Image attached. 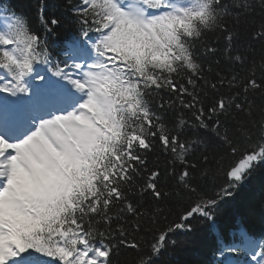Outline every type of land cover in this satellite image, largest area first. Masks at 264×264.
Wrapping results in <instances>:
<instances>
[{
  "label": "snow or ice",
  "instance_id": "obj_1",
  "mask_svg": "<svg viewBox=\"0 0 264 264\" xmlns=\"http://www.w3.org/2000/svg\"><path fill=\"white\" fill-rule=\"evenodd\" d=\"M35 7L44 35L0 0V264H172L198 218L215 264H264L247 230L220 244L226 209L264 193V0Z\"/></svg>",
  "mask_w": 264,
  "mask_h": 264
},
{
  "label": "trees",
  "instance_id": "obj_2",
  "mask_svg": "<svg viewBox=\"0 0 264 264\" xmlns=\"http://www.w3.org/2000/svg\"><path fill=\"white\" fill-rule=\"evenodd\" d=\"M7 2V0H5ZM39 0H13V3L21 9H25L29 12V18L31 24L35 30L39 33L41 27L36 16V5ZM48 5L46 8V13L51 14L53 11L65 12L66 15H70V10L65 8L67 0H44ZM73 4L77 3V0H72ZM31 5V8L29 6ZM56 5H60L57 9ZM40 28V29H39ZM73 31L72 26H64L56 31L52 37H56V40H61L66 37L69 32ZM43 35V34H41ZM210 40H214V36H209ZM258 50L259 45H254ZM207 66V65H206ZM221 69L225 68V65L221 64ZM213 68L216 66L213 63ZM226 91V89H222ZM190 115V114H189ZM155 159V155L149 157ZM161 162H163L164 157H160ZM215 167L213 163L210 165ZM223 177L221 176L217 183H222ZM238 203L229 206L226 209V215L229 217L228 221L224 226V239L220 241V244H229L232 242V231L237 230H247L251 234L255 233L260 235V238H264V193L259 189L258 181H253V190L246 191L243 196L237 197ZM173 210L177 209L173 206ZM173 217H169L172 219ZM222 223L224 218L221 217ZM193 232L189 234H174L172 239L177 241L176 247L170 248V259L172 264H215L217 261L218 252L216 249L219 244L216 240L215 233L209 231L207 223L201 221L199 218L192 221ZM229 231V232H228ZM228 232V233H227ZM135 253L131 249H122L120 260L122 264H131L132 257ZM237 256V255H236Z\"/></svg>",
  "mask_w": 264,
  "mask_h": 264
},
{
  "label": "bare ground",
  "instance_id": "obj_3",
  "mask_svg": "<svg viewBox=\"0 0 264 264\" xmlns=\"http://www.w3.org/2000/svg\"><path fill=\"white\" fill-rule=\"evenodd\" d=\"M241 230V229H240ZM229 232V231H228ZM227 232V233H228ZM237 232V229H235V230H233L232 231V238L234 237V235H235V233ZM255 237H257V238H260V235H258V234H255V233H252Z\"/></svg>",
  "mask_w": 264,
  "mask_h": 264
}]
</instances>
